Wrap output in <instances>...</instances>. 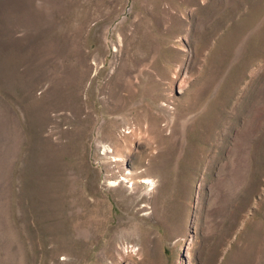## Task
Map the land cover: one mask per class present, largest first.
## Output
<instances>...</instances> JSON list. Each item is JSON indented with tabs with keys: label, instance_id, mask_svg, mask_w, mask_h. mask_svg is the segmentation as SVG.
<instances>
[{
	"label": "rangeland",
	"instance_id": "obj_1",
	"mask_svg": "<svg viewBox=\"0 0 264 264\" xmlns=\"http://www.w3.org/2000/svg\"><path fill=\"white\" fill-rule=\"evenodd\" d=\"M0 264H264V0H0Z\"/></svg>",
	"mask_w": 264,
	"mask_h": 264
},
{
	"label": "bare ground",
	"instance_id": "obj_2",
	"mask_svg": "<svg viewBox=\"0 0 264 264\" xmlns=\"http://www.w3.org/2000/svg\"><path fill=\"white\" fill-rule=\"evenodd\" d=\"M139 126V125H138ZM160 127V126H159ZM151 128H153V126L151 125ZM139 130V129H138ZM156 130V129H155ZM152 163V162H151ZM153 165V164H152ZM151 169V168H150ZM145 175L140 176L141 178H143L146 183L148 182L150 185L154 184V179L152 178V176L149 174V170H145L144 171ZM154 177V176H153ZM138 202V198H134V195H130L127 197V200L125 201V204L127 206L130 207H134L136 205V203Z\"/></svg>",
	"mask_w": 264,
	"mask_h": 264
}]
</instances>
